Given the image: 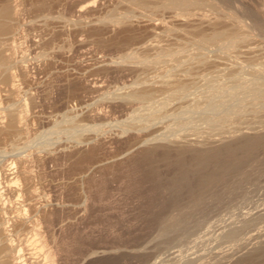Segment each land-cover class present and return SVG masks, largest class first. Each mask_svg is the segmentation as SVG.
I'll use <instances>...</instances> for the list:
<instances>
[{
	"label": "rangeland",
	"instance_id": "374dc122",
	"mask_svg": "<svg viewBox=\"0 0 264 264\" xmlns=\"http://www.w3.org/2000/svg\"><path fill=\"white\" fill-rule=\"evenodd\" d=\"M140 1L48 0L50 3L41 9L29 4L19 5L22 28L17 29L14 36L10 34L16 38L1 37L5 43L0 51L14 54L17 60L23 56L25 65L28 63L27 74H30L16 73L20 71L18 64L11 68V72L17 74L13 83L19 84L14 94L10 93L9 85L0 80V120L7 113L6 109L22 110L25 98H30L29 105L32 100L36 102H32L35 105L31 104L27 112L22 111L26 121L23 120L22 133L0 136V150H5L0 158L9 163L17 154L15 143L24 151L21 154H39L40 158L31 157L27 162L34 175L39 201L58 208L47 222L35 212L27 211V224L13 231L15 242L22 246L23 258L28 259L25 264H264V91L255 83L264 81V0H215L217 7L220 5L218 8L199 4L197 7L189 5L190 10L184 8V3L182 6L173 3L175 8L173 4V7L163 4L162 0ZM78 9L83 12L80 14ZM217 10L228 13L235 10L234 13L243 16L250 25V29L248 26L246 29L254 38L231 36L234 38H222L217 44L210 43L212 46L202 42L204 47L198 42L196 33L200 27L196 24H204L211 17L213 20L214 14L215 20ZM189 11L194 22L185 21ZM123 15L135 21L128 34L122 28L102 33L105 28L92 27ZM77 19L91 28L85 27L84 32L82 25L73 23ZM201 29L206 30V27ZM11 42L18 46H11ZM201 47L211 62L201 67L194 64L195 59L189 62L190 57L183 58L188 53L199 56L195 50ZM41 51L45 54H40ZM23 52H28L27 56ZM129 52L131 56L125 59L124 55ZM157 57L165 61L158 62ZM180 63H185V67L191 63L194 66H187V70L192 68L193 71L189 73L185 67L179 69ZM174 64L178 71L171 72ZM168 74L174 78L183 74L191 80L190 90L178 93L175 84H162L161 78H167ZM245 80L256 84L246 88L250 91L248 98L244 97L247 95L243 87ZM88 84L95 88L90 90ZM142 85L156 87L153 100L139 102L122 95L131 87ZM166 87L169 91L172 88L171 93L175 92L171 98ZM162 90L167 91L166 95L161 94ZM213 91L219 97H214ZM164 99H168V104H159L166 101ZM149 106L162 107V113L168 114L145 124L147 117H144L146 120L141 117L146 116L142 113H146ZM205 109H210L206 114L208 119L203 116ZM188 110L194 115L185 116L183 112ZM216 110L226 114L220 117ZM233 115H239L233 118L238 122L231 120ZM135 116L138 118H133ZM225 118L230 119L231 124L224 121ZM201 122L209 127L213 123L219 126L207 129ZM127 123L135 124L138 131L132 129L130 133H123L122 127ZM154 125L157 132H153ZM202 131L207 135L201 134ZM244 131L263 134L256 140L246 141L245 146L242 140L240 146L239 142L235 147L229 146L230 153H227L228 147H223L221 151L227 150L222 154L218 150V156H213L215 152L209 155V151H200L201 154L194 151L196 155L192 150L193 153L188 150L181 154L159 152L148 158L136 156L137 159L119 163L120 156L139 141L137 133L140 140L158 134L208 140L209 145L201 140L206 147L220 136L229 138ZM81 134L96 141L100 139L94 144L98 143L97 147L91 145L74 153L72 137ZM51 136L54 141L49 151L35 149L39 142ZM199 154L203 159L198 160ZM100 163L106 166L99 168ZM83 175L87 176V181ZM88 177L91 180L88 181ZM10 183L19 185L21 182ZM13 205L15 210L11 209L10 217L18 211L24 212ZM36 231L39 235H35ZM46 250L56 252L54 260L45 256ZM103 250L108 254L100 252Z\"/></svg>",
	"mask_w": 264,
	"mask_h": 264
},
{
	"label": "bare ground",
	"instance_id": "6f19581e",
	"mask_svg": "<svg viewBox=\"0 0 264 264\" xmlns=\"http://www.w3.org/2000/svg\"><path fill=\"white\" fill-rule=\"evenodd\" d=\"M50 1V0H49ZM137 1H139V0H137ZM149 0H147V2H148ZM163 2H161V3H163V4H169V7H170V5L171 4H173V3H177V5L178 4H183V6L184 5H186L184 8H187L188 9V7H189V5H193L192 7H195L196 5H199V4H204V5H211V6H214V7H216V8H218L217 7V4H216V2H215V0H162ZM165 1H167V2H165ZM141 3L143 2L142 0L140 1ZM48 3H50V2H48V0H0V46L3 44V42H4V40H3V38H1L3 35H8V36H10V34H15V31L17 30V29H20V28H22V24H21V22H20V9H19V5H23V4H29L30 6H32L33 8L35 7V8H38V9H41V8H46L45 6H47L48 5ZM143 3H146V1L144 0V2ZM188 4V5H187ZM93 5V4H92ZM174 5V4H173ZM195 5V6H194ZM168 6V5H167ZM172 6V5H171ZM175 6V5H174ZM182 6V5H181ZM200 6V5H199ZM236 6V5H235ZM166 7V6H165ZM173 7V6H172ZM178 7V6H177ZM197 7V6H196ZM207 7V6H206ZM175 8H176V6H175ZM179 8V7H178ZM181 8V7H180ZM211 8V7H210ZM236 9V11H240L239 9H238V7H235ZM241 8V7H240ZM187 9H184V10H187ZM199 9V8H198ZM202 9V8H201ZM188 10H190V8L188 9ZM224 10V9H223ZM232 10V9H231ZM235 10H233V11H235ZM246 10V9H245ZM248 10V9H247ZM78 11L80 12V14H81V12H83L82 11V9H78ZM77 11V12H78ZM192 11V10H191ZM191 11H189V13H187L189 16H187L188 18L187 19H185V21L187 22V21H191V22H194L193 20H191L193 17L191 16V15H193L192 13H191ZM223 12V11H219L218 12V10L216 11V12H218V14H217V17H216V19L214 20V18H215V14H214V18H213V20H212V17L211 18H209V19H211V20H205V23L203 24V23H200V24H196V27H197V25H198V27H200V30H198L199 31V33H196V35L198 36V39H199V41L198 42H203V43H205L206 45H208V44H214V43H218L219 41L218 40H220V39H222V38H225V40H226V38L227 39H230V38H232L231 36H237V37H240V38H244V39H246V40H252V37H253V33L250 31V30H247V29H250V25L248 26V21L245 19V20H243V16L242 17H240L239 16V14H237V13H234V12ZM188 12V11H187ZM215 12V11H214ZM87 13V12H86ZM78 16V15H77ZM191 17V18H190ZM78 20V19H77ZM75 21V22H73V23H75V24H80V23H82L81 21L79 22V20L78 21ZM197 20V19H196ZM195 20V21H196ZM201 20V19H200ZM202 21V20H201ZM204 21V20H203ZM247 21V22H246ZM253 21V20H252ZM257 22H259L258 20H256ZM262 21V20H261ZM45 22V21H44ZM133 22H135L134 20H132V19H130L129 17H126V16H122V17H119V18H116L115 20H113V21H111V22H102V23H100V24H98V26H92L93 28L95 27V28H101V27H103V28H105L104 29V32H103V30H101L102 31V33H105V31L106 32H109V31H114L115 30V28H122L123 30H127V34H128V29L131 27L132 28V25H133ZM142 22V21H141ZM197 22V21H196ZM198 22H199V20H198ZM256 22V23H257ZM46 23V22H45ZM84 23V22H83ZM97 24V23H96ZM137 24V23H136ZM139 24V23H138ZM192 24V23H191ZM206 24V25H205ZM45 25V24H44ZM47 25V24H46ZM50 25V24H49ZM51 25H52V23H51ZM80 25H82V24H80ZM155 26H156V24H154ZM254 25H255V23H254ZM257 25V24H256ZM258 25H259V23H258ZM83 26V28L82 29H84V32H85V27H88V28H91L89 25H82ZM151 26V25H150ZM206 27V30H203V29H201V27ZM249 28H248V27ZM51 27V26H50ZM139 27V26H138ZM146 27V26H145ZM152 27H154V26H152ZM246 27H247V29H246ZM207 28H208V32H207ZM29 29V28H28ZM47 29V28H46ZM64 30V29H63ZM33 31V30H32ZM73 31V30H72ZM25 32H26V30H25ZM66 32V31H65ZM163 32H165V31H163ZM162 32V33H163ZM29 33V32H28ZM27 33V34H28ZM32 33V32H31ZM44 34V33H43ZM62 34V33H61ZM66 34H68V33H66ZM73 34V33H72ZM125 34V33H124ZM29 35V34H28ZM74 35V34H73ZM99 35V34H98ZM134 35V34H133ZM132 35V36H133ZM7 36V37H8ZM14 36V35H13ZM13 36H10L11 38H16V37H13ZM100 36V35H99ZM102 36V35H101ZM156 36V35H155ZM7 37H5V38H7ZM229 37V38H228ZM4 38V39H5ZM11 38H9V39H11ZM35 38H36V36H35ZM34 38V39H35ZM43 38H44V36H43ZM75 38V37H74ZM102 38V37H101ZM104 38V37H103ZM197 38V37H196ZM234 38V37H233ZM232 38V39H233ZM254 38V37H253ZM8 38L6 39V40H9ZM28 39V38H27ZM16 40V39H15ZM36 40V39H35ZM34 40V41H35ZM41 40L43 41V39L41 38ZM47 40V39H46ZM197 40V39H196ZM34 41H33V43H34ZM48 41V40H47ZM111 41V40H110ZM118 41V40H117ZM216 41H218V42H216ZM228 41H230V40H228ZM231 41H234V40H231ZM230 41V42H231ZM51 42V41H50ZM53 42V41H52ZM75 42V41H74ZM83 42V41H82ZM114 42V41H113ZM119 42V41H118ZM195 42H197V41H195ZM5 43V42H4ZM22 43V42H21ZM29 43V42H28ZM32 43V42H31ZM36 44H37V42H35ZM38 43H41V42H38ZM124 43V42H123ZM202 43V44H203ZM13 44H15V43H13V42H11V46H13ZM36 44H33V45H36ZM74 44V43H73ZM154 44H156L155 42H154ZM199 44V43H198ZM210 44V46H212ZM16 45V44H15ZM31 45V44H30ZM38 45V44H37ZM36 45V46H37ZM204 45V44H203ZM202 45V46H203ZM18 45H16V47H17ZM40 46H43V43L42 44H40ZM64 46V45H63ZM150 46H154V45H150ZM4 47H5V45H4ZM28 47V46H27ZM70 47V46H69ZM194 47H195V45H194ZM198 47V46H197ZM196 47V48H197ZM204 47H205V45H204ZM209 47V46H208ZM215 47H217V46H215ZM1 48V47H0ZM21 48V47H20ZM31 47H29V49H30ZM193 48V47H192ZM202 48V47H201ZM227 49L229 48H231V47H226ZM4 49V48H3ZM11 51H12V49H11V47L9 48ZM19 49V48H18ZM42 49V48H41ZM199 49V48H198ZM210 49V48H209ZM23 49H20V51H22ZM195 50V49H194ZM219 50V49H218ZM30 51H31V49H30ZM47 51V50H46ZM222 51H224V50H222ZM221 51V52H222ZM228 51V50H227ZM232 51V50H231ZM5 53V51H0V71H1V73H0V80L2 79V82L4 81V82H6V83H4V84H6L7 86L9 85V90H10V93H16V91H18V85L19 84H14L15 82H14V80H16V78H17V74L16 73H19L20 72V75H23V76H28V74H30V73H28L27 74V70H29V69H27V66L26 65H28V63L25 65V59H24V61H23V56L21 57L20 56V59H19V57H18V59L19 60H17V59H15L13 56H14V54L13 55H8V54H4ZM16 51L14 50V53H15ZM42 52V53H41ZM40 52V54H42V55H44L45 53L43 52V51H41ZM132 52V51H131ZM131 52H129V54H128V56H126V55H124L125 56V59H126V57H129V56H131ZM195 52L196 53H198V55L199 56H193L192 54L189 56L188 54H186V56H184L183 58L184 59H186L185 57H187V58H189L190 57V59H188L189 60V62H190V60L192 61V59H195L196 60V62L194 63L196 66L198 65V66H201L202 67V65H205V64H207V63H209V62H211V60H210V58H209V55H208V53L206 52V51H204L203 50V48L202 49H200V50H195ZM262 52H264V51H262ZM24 53V52H23ZM26 53V52H25ZM24 53V56H27L26 54L28 53H26L25 54ZM195 53V55H197ZM216 54V53H215ZM17 55V54H16ZM49 55V54H48ZM217 55H220V54H218L217 53ZM124 56L122 57V58H124ZM225 56H227V55H225ZM224 56V57H225ZM229 56V55H228ZM17 57V56H16ZM220 57H222L221 55H220ZM125 59H123L124 61H125ZM123 60H121L122 62H123ZM155 60H157L158 62L159 61H165L164 59H162L161 57H157ZM187 60V59H186ZM230 60V59H229ZM23 61V62H22ZM182 61H183V59H182ZM21 62L22 63H24V65H22L21 64ZM177 62V61H176ZM181 62V61H180ZM187 62V61H186ZM194 62V61H193ZM212 62H214V61H212ZM216 62V61H215ZM192 63V62H191ZM190 63V64H191ZM222 63V62H221ZM17 64H18V66H20V67H18L17 66ZM181 65H182V67L181 68H179V69H184V65H185V63H184V65L182 64V63H180ZM189 64V66H191ZM193 64V63H192ZM214 64V63H213ZM218 64V63H217ZM225 64V63H224ZM175 65V64H174ZM13 66H17V68H19V70L20 71H17V69H16V71H14V72H16V73H13V72H11V68L13 67ZM188 65L186 64V69L185 70H187L188 69V67H187ZM192 66H194V65H192ZM191 66V67H192ZM169 68H170V66H168ZM171 67H173L172 65H171ZM175 67V71L174 70H170L171 72H176V71H178V69H177V66L175 65L174 66ZM190 67V68H191ZM207 67V66H206ZM29 68V67H28ZM258 69V68H257ZM190 70H192V68L191 69H189V70H187L189 73H191V71ZM223 70V69H222ZM170 71H168V72H170ZM181 71H183L184 72V70H181ZM193 71V70H192ZM255 71H256V69H255ZM263 71V70H262ZM186 72V71H185ZM185 73L184 75L185 76H187L189 73ZM257 72H260L259 71V69H258V71ZM264 72V71H263ZM164 73V72H163ZM162 73V74H163ZM214 73V72H213ZM218 73V72H217ZM172 74V73H171ZM171 74H168L167 75V78H165V79H163V78H161V80H163L161 83L162 84H164L165 83V85H174L175 84V87H177V88H175V87H173V88H175L176 89V92H178V93H180L181 91H182V93H185L187 90H190V86H189V82H191V80H189L188 78H184L183 76V74L182 75H178L176 78H174ZM187 74V75H186ZM215 74H216V72H215ZM177 75V74H176ZM171 76H172V78L173 79H171ZM214 76V75H213ZM16 77V78H15ZM19 77H21V76H19ZM179 77H181V78H179ZM183 77V78H182ZM24 78V77H23ZM170 78V79H169ZM187 79H188V81H187ZM195 79V78H194ZM79 80V79H78ZM193 80V79H192ZM214 80V79H213ZM25 81H26V78H25ZM86 81V80H85ZM155 81H159V80H155ZM195 81H197V80H195ZM200 81V80H199ZM260 80H258V82H256L255 81V83L257 84V86L259 85L260 87H261V89L260 90H263L264 91V86H261V83L263 82L264 83V81H262V82H259ZM1 82V81H0ZM1 82V83H2ZM14 82V83H13ZM80 82H81V80H80ZM27 83V82H26ZM82 83V82H81ZM154 83V82H153ZM170 83H172V84H170ZM252 83L253 82H249L248 80H245V82H244V84H243V87H245L244 89L246 90V88H250L251 86H252ZM255 83H253L254 85H256ZM155 84H156V82H155ZM154 84V85H155ZM191 84V83H190ZM194 84V83H193ZM83 85H84V83H83ZM153 85V86H154ZM195 85V84H194ZM264 85V84H263ZM75 86V85H74ZM86 86H88V88L91 90V89H94L95 88V86H93V85H86ZM151 87V86H140V87H131L132 89L129 91V89L126 91V93H125V91H124V93L122 94L126 99H133V100H137V101H139V102H145V101H147V102H149V101H151V100H153V98H154V93L156 92V90H154V88L156 89V87ZM158 86V85H157ZM161 86V85H160ZM76 87V86H75ZM163 87H164V85H163ZM192 87H193V85H192ZM198 87V86H197ZM263 87V88H262ZM73 88V87H72ZM167 88V87H166ZM170 89V88H169ZM172 89V88H171ZM171 89H170V91L168 90V88H167V90L170 92V94L168 93V95L170 96V98L173 96L172 94L173 93H175V92H172L171 93ZM175 89H173V90H175ZM179 91H178V90ZM248 89L246 90L247 92H246V96H244V97H246V98H248V92H250V91H248ZM256 89V88H255ZM9 90H7V91H9ZM172 90V91H173ZM259 90V89H258ZM260 90L258 91L259 93H260ZM155 91V92H154ZM183 91H185V92H183ZM263 91H261V92H263ZM92 92V91H91ZM165 93L167 92V91H164ZM163 92V90H162V93L161 94H165ZM245 92V91H244ZM255 91H253V93H254ZM9 93V94H10ZM215 93V94H214ZM34 94V93H33ZM177 94V93H176ZM212 95L214 94V97H217L219 94H217L216 92H212L211 93ZM245 94V93H244ZM243 94V95H244ZM118 95V94H117ZM166 95V94H165ZM167 95V96H168ZM175 95V94H174ZM179 95V94H178ZM262 95H264V94H262ZM35 96V95H34ZM114 96V95H113ZM251 96V95H250ZM117 97V96H116ZM120 97V99H121V95H119L118 96V98ZM157 97V96H156ZM155 97V98H156ZM175 97H176V95H175ZM219 97V96H218ZM28 98L29 97H27V98H25V99H27L28 100ZM32 98H34V97H32ZM169 98V97H168ZM242 98H243V96H242ZM27 100H25V102L22 104L23 105V109L22 110H19V111H17V110H14V109H6L7 110V113H5L3 116H2V119L0 120V136H2V135H7V134H20V133H22L24 130H25V127H24V124L25 123H23V120H24V116L23 115H25V114H22V111L23 112H27L28 110H29V106L31 105V104H34V103H32L33 101L34 102H36L35 100H32L31 101V104L29 105V103L28 102H30V98H29V100L27 101ZM122 100V99H121ZM158 100V99H157ZM163 100V99H162ZM164 100H166V99H164ZM173 100V99H172ZM155 102H158V101H155ZM154 102V103H155ZM162 103H164V104H168V99L166 100V101H161V103H159V104H162ZM163 104V105H164ZM35 105V104H34ZM150 105H152V104H150ZM157 105V104H156ZM139 106V105H138ZM159 106H161V105H159ZM158 106V107H159ZM150 107V106H149ZM147 108L148 110H147V112L146 113H142V115H146V116H140L142 119L144 118V117H147V120H146V118H144L143 120H146L145 122V124H147V122H148V124H150V122H152L153 123V121H151V120H154V121H156V119H159V118H161V116L162 115H167L168 114V110H166V112L167 113H162L163 112V110L161 111V108L162 107H159L160 108V110H159V108L157 107V106H155V107H153L152 106V108L150 107V108ZM217 107V106H216ZM14 108V107H13ZM164 108H165V106H164ZM213 108V107H212ZM212 108H210V109H212ZM214 108H215V106H214ZM136 109H137V107H136ZM163 109V108H162ZM210 109H205L204 111H205V113H204V118L206 117V119H208L207 117H209V116H207L206 114H208L207 113V111L208 110H210ZM214 110V109H213ZM217 111V110H216ZM69 112H71V111H69ZM164 112H165V109H164ZM217 112H219L220 113V111H217ZM183 114L186 116H192V111H184L183 112ZM183 114H181V115H183ZM209 114H211V111L209 112ZM214 113H212V115H213ZM222 114L223 113H220V117L222 116ZM226 113H224L223 114V116L225 115ZM140 115V114H139ZM138 115V116H139ZM183 115V116H184ZM194 115V114H193ZM206 115V116H205ZM228 115V114H227ZM226 115V116H227ZM237 115V114H236ZM198 116H201V114L200 115H198ZM211 116V115H210ZM217 116H218V114H217ZM216 116V117H217ZM218 116V117H219ZM225 116V117H226ZM239 116V115H238ZM238 116H235V115H233L232 117H231V120L234 118V117H237L238 118ZM241 116V115H240ZM139 117V118H140ZM163 117V116H162ZM181 117V116H180ZM179 117V118H180ZM212 117V116H211ZM133 118H138V117H133ZM140 118V119H141ZM185 118H187V117H185ZM185 118H183V120L185 119ZM192 118V117H191ZM196 118H199V117H196ZM195 118V121H197V119ZM201 119H202V116L200 117ZM199 118V119H200ZM203 118V120H205ZM210 118V117H209ZM213 118V117H212ZM211 118V119H212ZM237 118H235V119H233L232 121L234 122V120H236V122H238L237 121ZM214 119H216V118H214ZM210 120V121H215V120ZM26 120H27V118H26ZM187 120V119H186ZM192 120H194V118L192 119ZM217 120H218V118H217ZM224 121L226 120V118L225 119H223ZM223 120H221L222 121V123H223ZM228 120V119H227ZM226 120V122H230V124H231V120L229 119L228 121ZM249 120V119H248ZM150 121V122H149ZM187 121H189V120H187ZM200 121V120H199ZM220 121V120H219ZM220 121V122H221ZM24 122H26L25 120H24ZM142 122H144V121H142ZM198 122V121H197ZM203 122H206V121H203ZM241 122V121H240ZM239 122V123H240ZM155 123V122H154ZM181 123H182V121H181ZM202 123V122H201ZM242 123V122H241ZM240 123V124H241ZM144 124V125H145ZM203 124V123H202ZM211 124V123H210ZM135 125V124H134ZM132 123H127V124H125V125H123V127H122V132L123 133H125V132H129V131H133V130H137V128H135V126H134ZM199 125V124H198ZM203 125H205V124H203ZM207 125V124H206ZM205 125V126H206ZM225 125V123H223V126ZM236 125V124H235ZM215 126V127H214ZM216 126H219V124L218 123H213V124H211V126L210 127H213V128H216ZM220 126H221V124H220ZM223 126H221V127H223ZM234 126V125H233ZM232 126V127H233ZM264 126V125H263ZM137 127V126H136ZM147 127V126H146ZM156 126L154 125V131L153 132H157V128H155ZM203 127V126H202ZM207 127H209V126H206V128ZM209 127V128H210ZM231 127V126H230ZM135 128V129H134ZM205 128V127H204ZM209 128H207V129H209ZM238 128V127H237ZM236 128V129H237ZM95 129H101V128H95ZM133 129V130H132ZM196 130H197V128H195ZM201 129H203V128H201ZM200 129V130H201ZM211 129V128H210ZM235 129V130H236ZM253 129H256V128H253ZM148 130V129H147ZM159 130V129H158ZM231 130V129H230ZM234 130V129H233ZM138 131V130H137ZM142 130H140L139 132H141ZM241 131V130H240ZM100 132V131H99ZM153 132H151V133H153ZM203 132H205V134L207 133L206 131H202L201 132V134L203 133ZM214 132V131H213ZM257 132V131H256ZM262 132V131H261ZM130 133V132H129ZM132 133V132H131ZM137 133V132H136ZM222 133V132H221ZM135 134V133H134ZM138 134V142L134 145V146H132V148H131V146L129 147V148H131V150L130 151H127V149H126V151L128 152L127 154H126V152H125V154L123 153V156H120V158L122 157V159H119L120 161H119V163H121V162H123V164L124 163H126L129 159H132V158H134V157H136V156H140V157H145V158H148L147 156L149 155H151V156H153V154L155 155V153H156V155H157V153H159V152H162V155H163V153H171L172 152V154L174 153V152H180V154H181V152L182 151H187L188 152V150H192L193 152L194 151H196V152H198V153H200V151L202 152V151H206V152H208L209 153V155H211L212 156V153H216L218 150H220L221 148H223V147H228L227 149H229V146H233L236 142L238 143L239 141H243V143H245L246 141L247 142H249L250 140H253V139H255L256 140V138L259 136V138H260V135L261 134H263V133H261V134H259V132H258V134L257 133H255V132H253V133H251V132H241V133H234V134H232V136L230 135L229 136V138H228V136L225 138V137H223V136H220V139H217V140H215V142H214V144H211L210 146H208L209 144V142H205V140H203V139H201V140H203L204 141V143L206 144H208V145H205L206 147H204V143H203V141H201V140H195V139H186V138H184V139H182L180 136H177V134L176 135H167L166 134V136L163 134H158L157 136H154L153 138H148V139H141L140 140V133H137ZM136 134V135H137ZM142 134V133H141ZM132 135V134H131ZM204 135V134H203ZM207 135V134H206ZM218 135V134H217ZM141 136H143V135H141ZM149 136V135H148ZM96 137V136H95ZM107 137V136H106ZM261 137H262V135H261ZM263 137H264V135H263ZM73 139H74V141H71V142H75L74 143V145H75V147H74V149H73V146H72V149L70 148V150H72L74 153H79V152H81L82 150H84V149H86L88 146H91L92 145V147L93 146H95V147H97V145H98V143L96 144V145H94L96 142H99L100 141V139H98L97 141H96V139L94 138H89L88 136H84L83 134H81V135H74L73 137H72ZM72 138H70V139H72ZM108 138V137H107ZM124 138V137H123ZM135 138H137V136L135 137ZM72 139V140H73ZM258 139V138H257ZM110 140V139H109ZM53 141H54V138L51 136V137H49V138H47V139H45L43 142H39L38 143V146L36 147V145H35V149H38V150H43V149H48V151H49V149H51V145H52V143H53ZM133 142V141H132ZM203 144H201V143ZM102 143V142H101ZM73 144V143H72ZM240 144H242V142L240 143H238L237 145H239L240 146ZM236 145V144H235ZM235 145H234V147H235ZM246 145V143L244 144V146ZM129 146V145H128ZM231 146V147H232ZM13 147H14V149H16V155L15 156H13V158L10 160V162L9 163H7V160L6 159H4V158H0V264H25V262L28 260H26L25 261V259L23 258V256H25L24 254H23V250H22V246H20V244H17L16 242H15V240H14V238H13V231L16 229V228H18V227H21V226H24V225H26L27 224V222L29 221V215H28V212H29V210L31 211V212H35L41 219H43L45 222H47V221H49V218L51 217V215H53V213H55L56 211L55 210H57L58 208H57V206H52L50 203H43V202H41V201H39V194H38V192H37V188H36V186H35V179H34V175H33V172H32V170L30 169V167L28 166V164H27V162H29V159H31V157L32 158H35V157H39L40 158V156H38L39 154H37L36 156L35 155H33V154H30V155H33V156H29V154L27 153V154H21V153H23L24 151L22 150V152H21V148H19L20 147V145L18 144V143H15L14 145H13ZM70 147V146H69ZM125 147V146H124ZM233 147V148H234ZM237 147V146H236ZM238 148V147H237ZM236 148V149H237ZM97 149V148H96ZM225 149V148H224ZM224 149H222V151H224ZM227 149H225V151L227 150ZM235 149V148H234ZM69 150V149H68ZM88 150V149H87ZM233 150V149H232ZM19 153H18V152ZM190 151H189V153H190ZM191 151V153H193ZM221 150H220V153L222 152ZM232 152L231 151V148L228 150V152L227 153H230V152ZM3 152H5V150H0V153H3ZM13 152H14V150H13ZM85 152V151H84ZM210 152H211V154H210ZM66 153V152H65ZM176 153V154H177ZM203 153V152H202ZM236 153V152H235ZM64 154V153H63ZM166 154V155H167ZM172 154H170V155H172ZM179 154V153H178ZM177 154V156L179 157V155ZM194 155H196L195 154V152L193 153ZM201 154V153H200ZM200 154H199V156L197 155V157H198V160L199 159H203L201 156H200ZM222 154V153H221ZM223 154H226V153H224L223 152ZM76 155V154H75ZM124 155H125V157H124ZM175 155V154H174ZM218 155H220V154H218ZM217 155V153H216V155H214L213 154V156H218ZM71 156V155H70ZM150 156V157H151ZM181 156V155H180ZM207 156H208V154H207ZM68 157V156H67ZM90 157H91V155H90ZM168 157V156H167ZM196 156H195V160L197 161V158ZM200 157V158H199ZM209 157V156H208ZM226 157V156H225ZM43 158V157H42ZM41 158V159H42ZM81 158V157H80ZM160 158V157H159ZM162 158H163V156H162ZM209 158H211V157H209ZM36 159V158H35ZM90 159V158H89ZM117 159V158H116ZM136 159H137V157H136ZM157 159V158H156ZM164 159H165V157H164ZM172 159H174V158H172ZM176 159V158H175ZM181 159H183V158H181ZM194 159V158H193ZM211 159H214L215 160V157L213 158H211ZM140 160V159H139ZM178 160V159H177ZM218 160V159H217ZM44 161V160H43ZM179 161H180V159H179ZM101 162V161H100ZM146 162H148V161H146ZM198 162V161H197ZM199 162H202L201 160L199 161ZM108 163V162H107ZM111 163H114V161L113 162H111ZM118 163V164H119ZM182 163V162H181ZM117 164V163H116ZM117 164V165H118ZM152 164V163H151ZM210 164V163H209ZM217 164V163H216ZM215 164V165H216ZM87 165V164H86ZM93 165V164H92ZM92 165H90V166H92ZM101 165H104V164H99L98 166H99V168H100V166ZM183 165V164H182ZM213 165V164H212ZM219 165V164H218ZM98 166H97V168H98ZM104 166H106V165H104ZM152 166V165H151ZM93 167V166H92ZM179 167V166H178ZM193 167V166H192ZM82 168H84V167H82ZM98 168V169H99ZM196 168V167H195ZM201 168V167H200ZM88 169V168H87ZM97 169V170H98ZM202 169V168H201ZM92 171H94V173H95V169L93 170L92 169ZM92 171H89L90 173L92 172ZM181 171V170H180ZM89 173V174H90ZM179 174V173H178ZM177 174V175H178ZM86 177V178H85ZM90 177H92L93 178V176H90ZM82 178H84V180H86L87 181V176H84L83 175V177ZM89 180H91V179H89V177H88V181ZM18 182V181H20L21 183H18L19 185H15V184H12V183H10V182ZM172 181H174V180H172ZM185 182V181H184ZM89 183V182H88ZM83 185H84V183H82ZM87 184V183H86ZM91 184V183H90ZM82 185V186H83ZM219 195V194H218ZM14 197H15V199H14ZM221 197V196H220ZM14 199V200H13ZM205 202V201H204ZM13 204H16L17 205V208L19 209V210H23L24 212L23 213H20V211H18V213L16 214V215H14V216H12V217H10V212L12 211L11 209H13ZM16 208V209H17ZM206 208V207H205ZM13 210H15V209H13ZM17 211V210H16ZM28 211V212H27ZM14 212V211H13ZM16 213V212H15ZM10 214V215H9ZM49 223V222H48ZM48 225V224H47ZM49 225H50V223H49ZM35 235H39V231H36V233H35ZM40 236H41V233H40ZM42 237V236H41ZM40 240V239H39ZM35 242H36V239H35ZM39 242V241H38ZM41 243H45V241L43 240V239H41ZM40 243V244H41ZM137 247V246H136ZM143 247V246H142ZM118 249V248H117ZM132 249H134V248H132ZM141 249V248H140ZM139 249V251L140 252H142L141 250ZM131 251V253H132V250H130ZM137 251V250H136ZM144 251V250H143ZM100 252H103V253H107V251H100ZM115 252V251H114ZM121 252H122V250H121ZM56 252L54 251V250H46V252H45V256L47 257V258H49V259H51V260H54V255H56L55 254ZM130 253V252H129ZM128 253V254H129ZM134 253V252H133ZM132 253V254H133ZM136 253V252H135ZM101 254V253H100ZM108 254V253H107ZM132 254H130V255H132ZM105 254H103V256H104ZM135 255H137V254H135ZM44 256V257H45ZM108 256H110V254L108 255ZM54 257V258H53ZM87 260V259H86ZM85 260V261H86ZM84 261V262H85ZM51 262H53V261H51ZM180 263V262H179ZM27 264V263H26Z\"/></svg>",
	"mask_w": 264,
	"mask_h": 264
}]
</instances>
